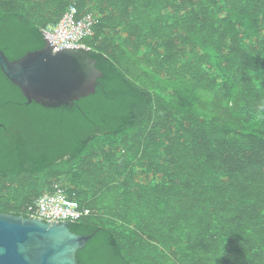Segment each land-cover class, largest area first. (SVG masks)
Masks as SVG:
<instances>
[{"label":"trees","instance_id":"trees-1","mask_svg":"<svg viewBox=\"0 0 264 264\" xmlns=\"http://www.w3.org/2000/svg\"><path fill=\"white\" fill-rule=\"evenodd\" d=\"M70 6L102 77L47 108L0 69V213L61 183L79 264H264V0H0V51Z\"/></svg>","mask_w":264,"mask_h":264},{"label":"water","instance_id":"water-1","mask_svg":"<svg viewBox=\"0 0 264 264\" xmlns=\"http://www.w3.org/2000/svg\"><path fill=\"white\" fill-rule=\"evenodd\" d=\"M45 41V40H44ZM83 51H38L10 62L0 51V69L31 103L56 108L95 93L102 73ZM1 127V125H0ZM91 236L72 234L69 224L47 223L0 213V264H79L75 259Z\"/></svg>","mask_w":264,"mask_h":264},{"label":"built area","instance_id":"built-area-1","mask_svg":"<svg viewBox=\"0 0 264 264\" xmlns=\"http://www.w3.org/2000/svg\"><path fill=\"white\" fill-rule=\"evenodd\" d=\"M95 21L91 15L77 17V10L70 6L56 24H49L41 32L54 52L75 49L88 52L90 48L83 40L93 36ZM27 216L47 223L68 224L89 217L91 212L81 206L75 195H69L61 183H56L52 191L35 198L27 208Z\"/></svg>","mask_w":264,"mask_h":264},{"label":"crops","instance_id":"crops-1","mask_svg":"<svg viewBox=\"0 0 264 264\" xmlns=\"http://www.w3.org/2000/svg\"><path fill=\"white\" fill-rule=\"evenodd\" d=\"M89 15H91V14H89ZM92 16V15H91Z\"/></svg>","mask_w":264,"mask_h":264}]
</instances>
